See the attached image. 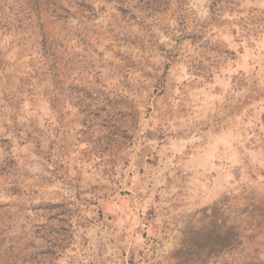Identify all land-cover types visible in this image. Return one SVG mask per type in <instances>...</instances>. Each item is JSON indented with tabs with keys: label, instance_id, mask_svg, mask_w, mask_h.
I'll return each instance as SVG.
<instances>
[{
	"label": "rangeland",
	"instance_id": "1",
	"mask_svg": "<svg viewBox=\"0 0 264 264\" xmlns=\"http://www.w3.org/2000/svg\"><path fill=\"white\" fill-rule=\"evenodd\" d=\"M262 220L264 0H0V264H264Z\"/></svg>",
	"mask_w": 264,
	"mask_h": 264
},
{
	"label": "crops",
	"instance_id": "2",
	"mask_svg": "<svg viewBox=\"0 0 264 264\" xmlns=\"http://www.w3.org/2000/svg\"><path fill=\"white\" fill-rule=\"evenodd\" d=\"M262 221H264V220H262ZM264 223V222H263ZM261 233V232H260ZM259 234V232L256 234V235H258ZM256 235H254V236H256ZM256 238H258V240H256L257 242H260V246H262V248H259V250H260V252H261V254H259V259L261 260V261H264V233H262V234H259ZM255 238V239H256ZM258 251V249L256 250V252ZM257 255L258 254H255V257H257ZM248 256V253L247 252H245V257H247ZM253 260V259H252ZM248 262H250L249 260H244L243 261V263L244 264H247Z\"/></svg>",
	"mask_w": 264,
	"mask_h": 264
}]
</instances>
